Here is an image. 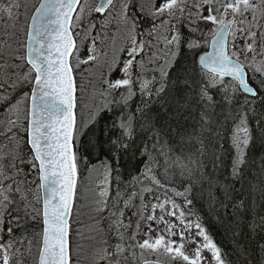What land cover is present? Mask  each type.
<instances>
[{"label": "snow or ice", "instance_id": "6c2138e0", "mask_svg": "<svg viewBox=\"0 0 264 264\" xmlns=\"http://www.w3.org/2000/svg\"><path fill=\"white\" fill-rule=\"evenodd\" d=\"M25 8L0 0V264H228L168 193L192 203L214 92L243 97L241 176L248 115L264 106V0Z\"/></svg>", "mask_w": 264, "mask_h": 264}, {"label": "trees", "instance_id": "16d2710c", "mask_svg": "<svg viewBox=\"0 0 264 264\" xmlns=\"http://www.w3.org/2000/svg\"><path fill=\"white\" fill-rule=\"evenodd\" d=\"M213 95L217 106L209 110L210 123L204 125L202 135L206 145L205 155L201 158L202 179L188 195L192 201L190 205L184 203L183 197L178 199L187 211L203 221L231 264H264V248L260 247L264 245V229L259 227L261 217H264V123H258L264 114V106L257 103L255 110L249 112L252 142L241 176L235 178L231 174L234 157L231 136L243 97L238 98L239 103L228 104L222 102L220 92ZM196 113L193 106L185 125L189 132L200 130ZM167 186L184 190L179 179L170 181Z\"/></svg>", "mask_w": 264, "mask_h": 264}, {"label": "rangeland", "instance_id": "374dc122", "mask_svg": "<svg viewBox=\"0 0 264 264\" xmlns=\"http://www.w3.org/2000/svg\"><path fill=\"white\" fill-rule=\"evenodd\" d=\"M34 1H36V0H22V2L26 5V8H25V12L26 13L30 14V12L32 10V5H33ZM84 187H88V185H85ZM78 194H79V192H78ZM169 197L172 198L171 196H169ZM148 199H149V197L148 196H145V200H148ZM186 219L187 220H192V221L198 220L192 214L191 215H186ZM193 231H195V230H193ZM191 247H194V245L191 246ZM204 255L205 256H209V253L208 252H205Z\"/></svg>", "mask_w": 264, "mask_h": 264}, {"label": "flooded vegetation", "instance_id": "af4514ba", "mask_svg": "<svg viewBox=\"0 0 264 264\" xmlns=\"http://www.w3.org/2000/svg\"><path fill=\"white\" fill-rule=\"evenodd\" d=\"M248 123H249V119H248ZM250 124V123H249ZM251 134H252V132H251ZM224 253V252H223ZM228 264H231V262L230 261H228Z\"/></svg>", "mask_w": 264, "mask_h": 264}, {"label": "water", "instance_id": "95a60500", "mask_svg": "<svg viewBox=\"0 0 264 264\" xmlns=\"http://www.w3.org/2000/svg\"><path fill=\"white\" fill-rule=\"evenodd\" d=\"M39 6V4L37 5V7ZM211 49H209L208 51H210Z\"/></svg>", "mask_w": 264, "mask_h": 264}]
</instances>
